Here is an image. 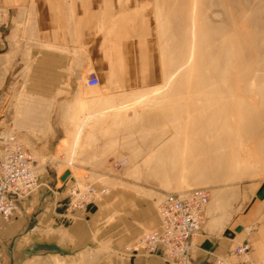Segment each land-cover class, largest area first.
<instances>
[{
	"label": "rangeland",
	"instance_id": "rangeland-1",
	"mask_svg": "<svg viewBox=\"0 0 264 264\" xmlns=\"http://www.w3.org/2000/svg\"><path fill=\"white\" fill-rule=\"evenodd\" d=\"M44 2L40 55L37 48L30 52L36 24L19 20L1 26L2 33L17 38L9 40L10 48L0 47V131L14 134L32 157L37 182L30 195L46 188L48 194L54 186L66 190L74 180L106 189L90 212L75 220L91 224L92 264L128 261L138 237L159 227L158 204L166 192L206 187L210 201L202 228L214 202L223 212L226 203L243 201L236 212L239 220L264 185V0ZM126 14L145 30L149 27L158 85L102 88L106 72L76 71L85 86L77 95L106 100L104 94L115 93L124 102L93 106L94 113L83 103L72 110L69 105L64 115L85 110L93 116L50 118L52 104L42 98L53 95L52 42L60 24L75 26L78 38L87 34L99 41L107 27L122 24L115 17ZM125 66V79L137 77ZM90 71L99 78L97 87L85 85ZM117 111L130 112L132 118H111ZM101 137L121 142L103 144L106 150L83 149L99 145ZM86 156L93 165H76ZM65 170L70 176L62 182ZM217 190L227 194L215 201ZM72 213L66 211L62 223L73 222ZM256 216L257 221L245 222L249 233L264 223V209ZM154 217L158 223L153 226ZM236 222L224 236L231 237Z\"/></svg>",
	"mask_w": 264,
	"mask_h": 264
},
{
	"label": "crops",
	"instance_id": "crops-1",
	"mask_svg": "<svg viewBox=\"0 0 264 264\" xmlns=\"http://www.w3.org/2000/svg\"><path fill=\"white\" fill-rule=\"evenodd\" d=\"M44 3V0H0V47L3 44L4 47L10 48L12 41L9 40L17 38L10 31L2 33V25L19 20L30 21L36 24L33 28L35 33L31 36L33 45L30 52L35 54L37 48L36 54L40 55L38 46L40 45V14L42 17L45 16L46 11L42 9ZM115 18L118 19L115 23L122 21V24L107 27V32L102 34L99 41L87 34L83 38L81 36L78 38L75 26L71 29L69 24L66 27L60 24L59 30H56V35H53L51 63L53 95L42 98L44 103L52 104L53 114H50V118H90L93 116V114H87L85 110L84 114L77 115L73 114L76 111H68L69 114L64 115L65 108L69 105L72 106L69 108L72 110L73 105L83 103L84 107L90 108V113H94L91 112L93 106L96 108L112 106L113 108V104L124 102L121 100L122 97L115 93L104 94L106 100H102L100 95H77L79 91L83 92L85 86L82 83L79 84L76 71L90 69L106 72L108 79H103L102 88L114 89L125 86L151 88L158 85L156 51L152 52L153 45L148 38L149 27H146V30L142 28L131 14L119 15ZM18 39L21 40L23 49V38L18 37ZM82 45L84 51L78 49V46ZM127 63L129 64L127 69L135 71L137 77L128 79L123 77ZM79 87L80 90H78ZM117 113L111 118H132L130 112L125 114L123 111H117ZM102 137L97 143L99 145L88 147L86 144L83 149L86 151L106 150L108 147H103V144L121 142L118 137L117 140L115 137L111 139ZM89 161H91L90 157L86 156L76 165L88 167L94 164ZM46 189L41 190L39 195L25 196L19 202L18 210L12 220L2 224L0 247L3 258L0 264H92L91 224L86 221L75 222V220L79 217L81 219L83 212H90V208L96 202L85 211H70L74 212L72 213L74 221L62 223L61 217L67 215L65 213L69 210L67 209L66 190H58L54 186L50 187V192L47 194ZM214 194L215 201H217L222 198V194L225 196L227 193H220L217 190ZM229 198L231 199L230 195ZM242 202L239 204L237 202L226 203L229 208L226 207L223 212L219 210L221 204L216 206L214 202L195 240L191 264H214L219 258H226L232 264H243L241 257L232 255L230 250L244 243H250V247H253L251 255L249 252L251 259L248 260V264H264V223L259 224L257 229L250 233L245 224V222L257 221L258 216L256 215L259 212L261 214L264 209V198L261 200L253 198L246 213L238 220L236 212ZM29 207H33L30 212L26 210ZM234 221H237L233 225L234 233L232 232L231 237L224 236L223 233ZM157 223L158 219L154 217L152 225H157ZM238 226L241 230L237 232L235 228ZM128 251L126 255L129 258L124 264H168L156 253L148 254L142 250L130 249Z\"/></svg>",
	"mask_w": 264,
	"mask_h": 264
},
{
	"label": "built area",
	"instance_id": "built-area-1",
	"mask_svg": "<svg viewBox=\"0 0 264 264\" xmlns=\"http://www.w3.org/2000/svg\"><path fill=\"white\" fill-rule=\"evenodd\" d=\"M97 75L90 71L85 85L95 87ZM37 173L31 155L12 133L0 131V228L9 222L18 210L19 202L35 188ZM106 192L92 184L73 185L66 188L67 209L85 211ZM209 192L206 187H195L166 192L158 204L159 227L143 232L130 250L159 254L168 264H191L195 240L200 234ZM248 243L230 250L235 256L247 257ZM3 253L0 247V262ZM248 257L244 261H248ZM214 264H232L226 258Z\"/></svg>",
	"mask_w": 264,
	"mask_h": 264
},
{
	"label": "water",
	"instance_id": "water-1",
	"mask_svg": "<svg viewBox=\"0 0 264 264\" xmlns=\"http://www.w3.org/2000/svg\"><path fill=\"white\" fill-rule=\"evenodd\" d=\"M70 176V171L69 170H65L61 176H60V181L64 182L68 177ZM257 198L258 199H263L264 198V185H262L259 189H258V192L256 194ZM241 230V227L238 226L235 228V231H240Z\"/></svg>",
	"mask_w": 264,
	"mask_h": 264
},
{
	"label": "bare ground",
	"instance_id": "bare-ground-1",
	"mask_svg": "<svg viewBox=\"0 0 264 264\" xmlns=\"http://www.w3.org/2000/svg\"><path fill=\"white\" fill-rule=\"evenodd\" d=\"M97 87V86H96ZM243 153V152H242ZM209 203V202H208Z\"/></svg>",
	"mask_w": 264,
	"mask_h": 264
}]
</instances>
